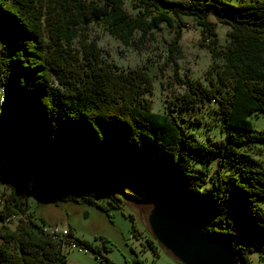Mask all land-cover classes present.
<instances>
[{"label": "trees", "instance_id": "trees-1", "mask_svg": "<svg viewBox=\"0 0 264 264\" xmlns=\"http://www.w3.org/2000/svg\"><path fill=\"white\" fill-rule=\"evenodd\" d=\"M183 17L196 23L203 42L209 39L200 47L212 64L205 82L190 81L179 101L156 113L144 98L149 75L105 62L85 31L98 25L136 47L148 34L167 29L171 54L186 26ZM0 18L6 40L0 48L6 90L0 174L8 187L0 195V264H66L62 242L43 234L46 223L28 210V180L45 185L54 199L80 195L106 213L164 194L193 213L203 231L227 241L240 264H252L254 251L264 264V171L237 150L264 142V132L249 120L264 114V0H0ZM216 23L229 27L223 46ZM205 101L217 105L227 130L220 141L200 142L182 124L193 120L179 110ZM214 156L219 166L229 163L225 173L208 170ZM13 165L23 179L19 186L12 183ZM98 193L107 196V206L95 201ZM69 230L78 245L112 264L99 247ZM131 235L140 237L135 226ZM144 241L156 252L151 238Z\"/></svg>", "mask_w": 264, "mask_h": 264}, {"label": "rangeland", "instance_id": "rangeland-1", "mask_svg": "<svg viewBox=\"0 0 264 264\" xmlns=\"http://www.w3.org/2000/svg\"><path fill=\"white\" fill-rule=\"evenodd\" d=\"M187 1V0H173ZM238 4L239 0H226ZM249 3L250 0H243ZM186 26L182 28L180 40L175 53H168V48L173 34L167 29L152 32L136 47L124 46L111 37L102 27L89 25L86 34L100 50L102 59L120 70L143 69L151 79V88L144 95L151 110L163 113L169 102L179 101L188 88L190 81L205 82V72L212 64V57L208 50L200 47V43L207 44L209 39L202 41V35L196 23L188 17H183ZM211 21L214 20L211 18ZM3 20L0 18V48L5 45L3 33ZM218 45L223 46L227 39L226 32L229 27L225 24L214 25ZM10 34H8V37ZM76 47V41L72 43ZM220 63V61H217ZM217 105L205 101L195 108L179 110V116L193 123L183 121L182 124L192 136L204 143L220 141L227 130L223 121L215 111ZM196 117L200 123L194 121ZM252 127L256 131L264 132V114L257 113L249 116ZM239 151L248 154L257 163V168L264 171V142H255L237 147ZM218 156L212 157L206 164L210 172L220 167L221 172H226V163L219 166ZM195 167L200 168V161H193ZM230 167V166H229ZM21 178L19 172L12 170V183L19 186ZM28 210L33 212L38 222L44 221L47 225L58 224L69 227L73 235L79 240L88 242L93 247H99L102 257L107 258L112 264H176L174 258L159 247L156 242V252L144 241L151 238L147 232V214L153 204V199L146 202H125L118 208H111L108 213L99 207L89 204L76 196L77 200L63 201L54 199L44 191L43 186L36 185L33 181H24ZM8 191L4 177L0 174V195ZM95 201L107 206L108 198L103 193H98ZM261 204L260 201H258ZM133 207V210L126 205ZM133 214L131 219L129 214ZM133 226L140 233V237L131 238ZM105 242L106 250L102 248ZM66 264H106L104 260L96 258L91 250L79 252L77 249H63ZM252 264H259V253L250 254Z\"/></svg>", "mask_w": 264, "mask_h": 264}, {"label": "water", "instance_id": "water-1", "mask_svg": "<svg viewBox=\"0 0 264 264\" xmlns=\"http://www.w3.org/2000/svg\"><path fill=\"white\" fill-rule=\"evenodd\" d=\"M129 207L140 220L137 211ZM146 222L151 239L180 264H240L227 241L203 231L193 213L164 194L153 197Z\"/></svg>", "mask_w": 264, "mask_h": 264}, {"label": "built area", "instance_id": "built-area-1", "mask_svg": "<svg viewBox=\"0 0 264 264\" xmlns=\"http://www.w3.org/2000/svg\"><path fill=\"white\" fill-rule=\"evenodd\" d=\"M6 100V90L5 86L2 83V75L0 73V106L4 104ZM14 217H12L13 219ZM43 234L47 235L53 240L61 241L64 248L68 249H77L79 252H87V249L78 245L69 235V227H65L58 224L43 225L41 228ZM133 238L132 235H130ZM143 239V238H141Z\"/></svg>", "mask_w": 264, "mask_h": 264}]
</instances>
